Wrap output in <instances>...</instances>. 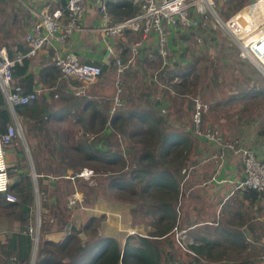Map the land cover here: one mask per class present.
Here are the masks:
<instances>
[{
  "label": "trees",
  "instance_id": "obj_1",
  "mask_svg": "<svg viewBox=\"0 0 264 264\" xmlns=\"http://www.w3.org/2000/svg\"><path fill=\"white\" fill-rule=\"evenodd\" d=\"M5 1L0 0L3 3ZM64 1L61 0V3L63 4ZM246 1L248 0H227L229 10L227 13L221 12L222 15L228 19L242 8ZM261 4L264 9L263 2ZM107 7L114 22L130 19L139 12L138 7L129 0H114V2H109ZM5 22L11 24L12 17L6 16L4 10L0 9V34L6 36L5 39L0 38V49L5 46L7 57L13 60L16 55L11 52L7 39H13L15 36L8 37L7 34L10 31L5 27ZM126 33L128 32L125 31L124 34ZM257 45L260 46L259 52L253 55L259 62L264 61V40ZM16 49L18 54L23 56L29 50L28 48L23 50L19 44L16 45ZM112 61L114 64V60ZM177 64L174 63V67ZM105 67L102 66L101 70L103 71ZM170 70L173 69L164 67L161 75L156 78L165 83L162 85L160 100L153 102L149 95L143 93L139 97V102L144 105V108L137 109L138 112L135 110L130 113L118 107L110 115L112 108L110 104L106 107L109 115H104L98 113L88 101L85 105V108L89 110L86 118L83 114L87 110L83 106L77 122H81L82 117L89 133H95L94 139L68 148L63 144L64 138L61 135L54 133L52 137V144L59 152L60 164H64L60 168L61 171L62 168L65 171L70 170L72 177H75L83 168H88L98 176L96 181L99 177H104L107 181L106 189L116 192L119 201L133 205L130 211L133 220L135 216L149 220L148 226L152 228V231L147 237L127 236L123 247L112 237L98 235V227L102 221L99 217L100 220L93 217L83 225L74 223L68 231L64 232L63 227L68 226L70 216L77 209L67 207L64 201L58 198V185L50 193L43 188L46 199L41 203V229L34 264H179V262L175 263L170 252L176 249L174 229H178L179 182L183 178L181 171L187 169L186 162L190 160L194 141L186 133L181 134L177 131V128L171 124L172 120L167 121L159 113L154 116L149 114L151 108L158 109L164 101L176 102L178 95H182L180 89L189 79L190 73L176 74ZM57 75H59L58 72L53 77V81L56 80ZM164 75H166L167 82H164ZM12 77L25 93L32 91L33 77L29 73V58H23L20 65H14ZM75 84L78 85V83ZM260 91L256 94H260ZM171 94L175 96L172 97ZM20 108H27V106L18 107L16 112ZM29 112L32 113V118L36 122L35 127L43 128L45 123L42 122L41 117L47 114V111H38L32 107ZM63 117L65 116L60 115L54 120L59 121ZM37 119H39V124ZM96 120L97 122H94ZM8 123H10V116L0 93V126L4 127ZM105 129L106 133H101ZM118 130H122L118 134L126 144L123 147L115 141ZM191 134L198 140L192 132ZM53 149L52 146L51 152L54 151ZM79 181L84 185H89L75 177V182ZM21 183L23 186L19 188ZM39 183L40 191L41 180ZM89 188V191L93 192V189ZM9 190L17 196L18 202L8 203L0 196V210L7 213L17 211L22 227L19 232L2 233L0 231V264H30L33 244L31 237L24 234V231L32 222L34 206L32 183L29 177L20 175L19 180L11 185ZM63 191L64 189L60 190L62 196ZM240 193L242 199L250 206L263 207L264 193L249 190L240 191ZM97 197H90L89 199H92L90 204H88L89 199L87 202L84 201V204L90 207L96 205L99 199H94ZM224 211L222 214L226 217L223 218L222 224L218 223L211 233L202 232L201 244L191 246L190 249L198 258L207 262L234 261L242 258L243 255L249 256L248 259L258 258L263 250L260 242L263 236H254V242L259 244L256 247L248 243V238L243 232L248 215L239 209L227 213L226 210ZM51 220H53L52 223ZM54 228L64 233L60 241L54 242L43 237L48 230ZM80 234H83L85 239H81ZM190 257L198 262L195 257ZM244 262V264H254V262L248 263L247 258Z\"/></svg>",
  "mask_w": 264,
  "mask_h": 264
},
{
  "label": "crops",
  "instance_id": "obj_2",
  "mask_svg": "<svg viewBox=\"0 0 264 264\" xmlns=\"http://www.w3.org/2000/svg\"><path fill=\"white\" fill-rule=\"evenodd\" d=\"M112 1L114 2V0ZM261 1L264 4V0ZM98 6L99 0L88 1L84 10L83 18L80 22V30L75 32L64 45L60 46L54 44V47L46 46L38 51L34 57L29 58V73L33 77L32 90L53 88L57 84L58 78L53 81V77L56 76L57 70L53 66L52 62V57L54 51L56 50L60 53L73 54L78 57V59L83 63L99 65L101 66V68L102 66H106L102 71V75L95 83L97 85L91 86L89 90L92 89L91 92H95L97 90L96 88L100 87L99 91H102L103 94L109 96L112 93L110 84L111 82H113V78L116 77V66L112 63V57L108 56L107 54L106 49L108 46L113 47L112 50L115 57L119 56L123 58V60L124 55L130 53V48L135 43H138L140 45L139 54L143 55L144 57L146 56V59L154 56L160 58L156 52L157 37L154 33H151L149 36L144 38L140 34H134L130 31H127L128 33L123 34L121 37L117 38L118 40L106 38L104 34L99 31L100 17L98 13ZM45 7L46 0H6L4 3L0 2V9L4 10V14L6 16L11 15L12 17V23L8 24L7 22H5V27L10 31L9 34H7L8 37L12 35L15 36L13 39H7L9 48L11 52L14 53V55H18V52L16 51L17 44H19L23 50H26L28 48V45L25 42V36L29 33L33 24L37 22L38 15L41 13V11L45 10ZM173 36L174 35H170L169 41L171 38L173 39ZM0 38L5 39L6 36L0 34ZM11 41L15 43H12ZM169 41L168 45L170 46ZM1 49H5V46L1 47ZM251 55L253 56V54ZM166 61L167 65H163V61L161 59V68L163 69L164 67H168V69H173L174 63L172 64V62H170V59ZM254 62H256V60H254ZM75 83L73 81L72 85H76ZM159 87L162 88V85H159ZM110 98L112 99L111 96ZM110 98L108 97L104 99L106 101V104L103 101H100L101 97L97 99L96 96H92V99H94L95 101H91V99L86 100L87 102L90 101V106L93 105V107L97 109L98 113L109 115V110H107L106 107L111 104ZM63 99V109L59 110H62L61 115L65 117L61 118V120L59 121L54 120L55 117L60 116V114L59 110L55 109L53 105V93H41L38 96L37 100L28 105L27 108H20L19 111L16 112L22 123L23 136L27 148H24V145L19 139H15L12 143V146L6 151L5 161L9 171L10 186L19 180L20 175L26 176L29 177L32 183L33 191L37 189L38 192L43 196V188L46 189L48 193H50L54 189V187L58 185V198L64 201L60 190H65L67 184L69 182L72 183L69 178H67L71 177L72 175L70 170L65 171L63 168L62 171L60 170V168L63 167L64 164H60L59 152L55 150L56 146H53L54 151L51 152L52 146H49V144L53 141V136H49V133L54 132L61 136L64 134L66 135L65 131L58 130V128L54 127V123L61 122L65 118H69L71 116L79 114L77 111H81L83 109L80 107V103L84 99L71 97ZM127 102L129 101H125V103ZM175 103H177V101H164L162 106H160L158 109L153 110V108H151L152 110L149 112V114L154 116L159 113L161 115V111L163 110L164 112L168 113L169 122L170 120H172V126L174 128H177V131H180L181 134L186 133L188 137H192L194 141V148L190 153L189 159L191 160V162L192 160L196 159L199 161L195 163L194 166L192 165V168L194 169L193 176L191 175V177H185L184 175L189 165H187L188 167L186 170L181 171L183 178H181L179 182L180 189L177 209V232H185L189 237L196 241L197 244H201V237H203L201 236V233L207 230L206 227L215 226L216 228L218 226V220L215 222V224L212 223L216 220V218H218L217 216L222 210L223 204H225L219 202L222 198L227 196V192L232 191V188H235L237 183L242 179L243 171L240 161L228 153L225 155L224 161L218 163V161L216 160V156L213 153V150H218V147L204 140L195 139L191 134V128L188 129V127L181 126L178 121H174V117L170 114V112L174 111L175 115ZM178 103L179 105H181V101H179ZM32 107H35V109H37L38 111H47L49 117L47 118V114L41 117L43 118L42 122L45 123V126L43 128L35 127L36 122L32 118V113L29 112V109L32 110ZM143 108L144 105L139 101L135 102L130 110H126L124 109V107H121L122 110L128 111L130 113L134 112L135 110L138 112L137 109ZM86 110L87 112L85 111L83 114L84 117L88 114L89 111L88 109ZM37 123L39 124V119H37ZM51 124H53V130H51V128L49 127V125ZM121 132L122 130L117 131V133ZM254 152L259 155L257 151ZM33 175L35 176V178L33 177ZM39 180H41L40 191ZM22 186L23 183L20 184L19 188H21ZM236 193H240V191L236 190ZM205 194H208V197H206V199L202 198V200L199 201L198 198L205 196ZM189 196L195 199V203H192V205L190 206H185L187 200L189 199ZM216 205H218V208H216ZM81 206L82 204L77 208L79 209L78 211L82 210ZM88 208H90L89 212L94 211L96 213L95 214L93 212L94 215L92 213L91 215H93L94 217L102 218L101 225L98 230V235L109 237L110 235L108 233L112 232L114 229H116L117 232H125V236L121 237L120 239L116 238L121 247H123L127 236L137 235L136 232L139 233V231L146 232L149 230L150 233V230H152V228L148 225H138L133 223L134 220L132 218V215L130 214L132 208L129 207L128 203L125 204L116 200L115 202H112L110 206H105V208L98 207L97 204L91 207L87 206L85 209ZM233 210V208H228L226 209V213ZM2 212L6 215H0V231H2V233L19 232L22 227L19 213L17 211H15L14 213H7L6 211ZM97 214H99V216H97ZM82 215L86 216V220L89 218L88 214L82 213ZM32 218L34 219V212H32ZM49 232L50 234L52 233L53 236L49 237ZM47 233L43 237L54 242L60 241L63 238L64 234L62 230L57 231L55 228L51 229ZM141 236L147 237L146 235ZM262 239H264V237H262ZM176 250L184 258V260L179 261V264H217L218 262H221L222 264L227 263L223 260L217 262H207L201 258H196L198 259V262H195L194 260H192L190 255L182 252L177 247ZM229 261L231 260H228V262ZM235 261L238 263L242 262L240 258L234 260L233 262Z\"/></svg>",
  "mask_w": 264,
  "mask_h": 264
},
{
  "label": "rangeland",
  "instance_id": "obj_3",
  "mask_svg": "<svg viewBox=\"0 0 264 264\" xmlns=\"http://www.w3.org/2000/svg\"><path fill=\"white\" fill-rule=\"evenodd\" d=\"M213 1L215 2V10L223 21L230 20L232 17L237 16L234 21L237 22L239 26H243L246 30V33L252 31L255 28V23L262 24V15L264 12L263 6L255 5L253 7H250L251 5L255 4L257 0L246 1L243 4V7L228 19H226L221 13H227L229 10L227 0ZM199 10H202V7H199ZM259 31L260 33L264 32V25L260 27ZM240 36L243 37L242 34H240ZM240 36H236L219 29L215 30L211 22L207 21V24L205 26H201L196 30L178 33L173 36V39L171 38L172 41L170 39V46L168 45V58L170 59V62H172V64L178 63L173 68V70L170 71L176 74L185 72L190 73L189 79L185 84L183 83L184 85L182 89H180L182 90V92H180V94L182 95H178V97L176 98L177 103H175L174 105L176 113L174 115V111H172L170 112V114L173 115V120L178 121L181 126L188 127V129L192 128V100L198 98L209 106V110L207 111L203 119L204 128L216 130L221 133L225 141L238 142L239 144L250 150L254 149V151H257V153L263 157L264 75L259 70L256 64H254L249 58L243 55L244 51L248 50V48L244 49L246 44L248 43V40H242ZM119 58L121 61L126 63L131 58V53L124 55V60L121 57ZM255 59L257 60L256 57ZM255 59H253V61ZM161 71L162 68L160 58L154 56L146 59V56L144 57L141 54L137 55L129 65L128 71H126L122 76L123 80L121 86H119L122 92L121 107H124V109L126 110H130L133 104L139 101V97L143 93L149 95V98H151L153 102L160 100L163 86L161 88L159 87V85H165V83L160 80L158 81V79L156 78L161 75ZM58 76L59 75H57V78ZM164 78V82H167L166 75H164ZM114 79L116 80V77L113 78V82H111L110 84L112 88V93L110 95L111 97L116 91ZM96 85L97 84H92L85 87L82 84L81 86L86 90L85 95L75 97V89L63 83L62 86L58 87L55 90V93H58V99L53 98V105L55 109H63L62 106L64 104H62V100H64L63 98L68 97L84 99L80 103L81 108H83L84 105H87L86 99L95 101L94 99H92V96H96L97 99L101 97L100 101H103L105 103L106 101L104 99L108 97L110 98V96L103 94L102 91H99L100 87L96 88L97 90L95 92H91L92 89L89 90L91 86ZM74 86L77 87L78 85ZM249 91L253 92L251 93ZM258 91H260V94H256ZM172 96L174 97V95ZM125 101L129 102L125 103ZM179 101H181V105H179ZM61 111L62 110H59L60 115L62 114ZM77 112L79 114H76V116H71L69 118H65L61 122L54 123V127L58 128V130L65 131L66 135L64 134L62 135V137L64 138L63 143L67 147H74L77 144H83L86 141L91 140L92 138L94 139L95 137L94 132L89 133L88 127L85 125V123H83L84 121L82 117V123L77 122V119L81 114L80 110H78ZM161 115L163 116V118L169 121L168 113L165 112ZM84 118H86V116ZM94 122H97V120ZM49 127L51 128V130H53V124L49 125ZM101 133H106V129ZM101 133L99 134L101 135ZM53 134L54 132H51L49 133V136H54ZM116 134L117 135L115 141L117 142V144L121 147L125 146L126 144L122 141L121 136L117 132ZM19 140L24 145V148H27L23 137ZM49 146L54 145L52 144V142H50ZM213 153L216 156L218 154V150L214 149ZM216 160L218 161V163L222 162L219 159ZM198 161L199 160L196 159L192 160V162L191 160L186 162V166L189 165V167L187 166L188 169L184 174L185 177H191V175L193 176L194 169L192 168V165L194 166V164ZM97 177L98 176L96 175V177L94 178V183L89 185H84L83 183H81V181L75 182V184H72L70 182L67 184L66 189L63 191L64 203H66V199L73 192L74 188H76L79 191V205L82 204L81 211H78L79 209H77L79 205L73 206V208H71H76L77 210H74V213L71 216L72 218L69 219V224L67 223V227L71 228V225L74 223L83 225L85 221H88L94 217V211L89 212L90 208L85 209L87 206L85 205L86 203L84 204V201L87 202L90 197L98 196L94 200L99 199L97 206L101 208L110 206V204L112 202H115L116 200L119 201L118 194L116 192H111L106 189L107 181L104 180L105 178L101 176V178L99 177L96 181ZM89 187L93 189V192L89 191ZM64 192H66L65 195ZM227 193V196L222 198L219 202L225 204H223L222 210L217 216L218 218H216V220L212 224H215L217 220L218 223L222 224L223 218L226 217L222 214L224 210L228 208H233L234 210L239 209L241 210V212L245 213V215H248V221L243 227V232L249 241L248 243L250 245L252 244V247L258 246L259 244L254 242V236L264 237V235H262L264 234V204L261 208H258V206H250L247 202H244L240 193H236L234 187L232 188V191H229ZM206 197H208V194H205V196L203 197H199L198 200L201 201L202 198L206 199ZM91 201L92 199H89L88 204H90ZM192 203H195V199L189 196V199L187 200L185 206H190L192 205ZM129 207L133 208V205L129 204ZM216 208H218V205H216ZM82 213L88 214L89 218L86 220V216H83ZM91 213L93 215H91ZM1 214L4 213L0 211V215ZM97 216H99V214H97ZM99 218L101 219V217ZM99 218L97 217L98 220H100ZM146 220L141 218L140 216H135L133 223L138 225L144 224L147 226L149 220ZM234 220L235 222H237L235 218ZM100 225L98 227V230L100 228ZM67 227H63L64 232L68 231ZM206 228V232L208 233H211L214 229H216L215 226H207ZM108 234L110 235L109 237H112L114 239H120L121 237L125 236V232H117L116 229ZM136 234L140 236H147L149 234V230L146 232L139 231V233L136 232ZM48 235L49 237L53 236V234H50V232ZM262 240L264 239H262L261 237V244L264 243V241ZM249 249L251 251V248ZM170 253L175 263L184 260L182 255L176 249L171 250ZM248 257L249 256L243 255L242 258H240V260H242L241 263H238L236 261H229L230 263L228 261L225 262L229 264H244L245 258H247V261H249L248 263H259L258 258L248 259Z\"/></svg>",
  "mask_w": 264,
  "mask_h": 264
},
{
  "label": "built area",
  "instance_id": "obj_4",
  "mask_svg": "<svg viewBox=\"0 0 264 264\" xmlns=\"http://www.w3.org/2000/svg\"><path fill=\"white\" fill-rule=\"evenodd\" d=\"M89 0H46L44 11L38 15V20L33 24L29 33L25 36L28 45V52L23 55H16L13 60L7 57L5 49H0V93L3 97L4 105L10 116V123L4 127L0 126V196L5 202L17 203L18 198L10 192V176L5 161L8 148L12 146L15 139L23 136L22 123L16 113L18 107L28 106L37 100L41 93H53V98L57 99L58 94L55 90L62 86V83L75 89L74 96H84L86 90L81 86L82 83L92 85L102 75L101 67L95 64L83 63L73 54L60 53L54 51L52 62L59 73L57 84L53 88L32 90L25 93L24 89L14 81L12 69L15 64H21L23 58L34 57L38 51L46 46L54 47V44L64 45L71 36L80 30V22L83 18L84 10ZM112 0H99L98 13L100 17V28L106 38L117 39L125 31L140 34L147 37L154 33L157 37V55L162 59L163 65H167L169 52L168 41L170 35L196 30L205 26L210 21L215 30H222L233 35H239L241 28L235 22V18L223 21L215 10V2L211 0H129L138 7L139 12L132 18L121 22H114L113 16L109 13L107 4ZM202 7V10H199ZM139 44L135 43L130 49L131 58L125 63L114 56L113 47H107L108 56L114 60L116 66V91L112 96L110 115L121 107V86L122 76L129 69L132 60L139 54ZM248 46V45H247ZM249 48V47H248ZM245 49V48H244ZM247 51V50H245ZM245 51L243 53L245 55ZM248 58V57H247ZM264 75V61H260L257 66ZM78 83L75 87L72 82ZM209 110V106L196 98L192 100L191 131L198 139L204 140L218 147L216 159L224 161L227 153L237 158L242 166L243 177L235 186V190L254 191L264 193V156L257 155L238 142H227L221 133L210 128L203 127V119ZM162 114L165 112L162 110ZM28 175V174H27ZM35 178V176L33 175ZM88 184L94 183L96 174L93 170L83 168L76 174ZM75 177H67L74 183ZM78 190L73 192L66 199L69 208L79 204ZM34 219L28 225L24 234L31 237L33 248L37 252L38 241L41 229V203L45 197L34 191ZM51 223L53 220L50 221ZM70 227H68V230ZM174 229V241L176 247L182 252L198 258L190 249L191 246H198L196 241L189 237L185 232H177ZM262 253L258 257V264H264V243ZM222 264V263H217ZM229 264V263H223Z\"/></svg>",
  "mask_w": 264,
  "mask_h": 264
},
{
  "label": "bare ground",
  "instance_id": "obj_5",
  "mask_svg": "<svg viewBox=\"0 0 264 264\" xmlns=\"http://www.w3.org/2000/svg\"><path fill=\"white\" fill-rule=\"evenodd\" d=\"M211 1H213V0H211ZM261 3H262L261 0H257L255 2V4L251 5L250 7H253L255 5H262ZM262 18L264 19V12H263ZM261 26H263V25L262 24H255V28L252 31L248 32V33L245 32L243 26H239L241 28L240 34H242L243 37L240 36V34H239V36L241 37L242 40H248V43L246 44L245 49H247L248 47L249 48H248L247 51H245V55H246V57H248L257 66L260 65V62L255 59L254 55L252 56L253 58L250 55L251 54H255L256 55V52H259L260 46H258L257 44L264 40V32L260 33V31H259ZM252 59H255L256 62H254ZM82 84L85 87L88 86V84H86V83H82ZM93 84H95V83H93Z\"/></svg>",
  "mask_w": 264,
  "mask_h": 264
},
{
  "label": "water",
  "instance_id": "obj_6",
  "mask_svg": "<svg viewBox=\"0 0 264 264\" xmlns=\"http://www.w3.org/2000/svg\"><path fill=\"white\" fill-rule=\"evenodd\" d=\"M79 236H80L81 239L85 238V236L83 234H80ZM35 257H36V250L33 248L30 264H34Z\"/></svg>",
  "mask_w": 264,
  "mask_h": 264
}]
</instances>
